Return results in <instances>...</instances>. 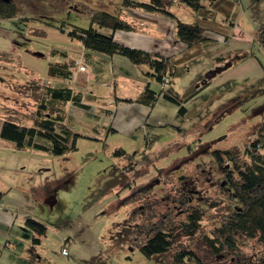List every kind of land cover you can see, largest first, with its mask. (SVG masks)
I'll return each mask as SVG.
<instances>
[{"label": "rangeland", "instance_id": "obj_1", "mask_svg": "<svg viewBox=\"0 0 264 264\" xmlns=\"http://www.w3.org/2000/svg\"><path fill=\"white\" fill-rule=\"evenodd\" d=\"M12 1L13 14L0 17V125L34 123L43 102L40 112L61 116L55 130L67 126L75 147L54 153L0 136V264H168L180 249L190 252L191 264H264L257 236L236 233L232 245L223 243L218 228L235 204L226 173L238 175L233 158L223 154L219 164L208 151L228 148L243 165L263 130L264 46L254 33L264 22V0H212L205 23L211 37L189 49L186 67L172 77L181 95L211 75L184 102L183 116L161 95L152 105L136 100L147 81L155 91L161 87L146 63L86 48L68 35L102 11L136 18L140 12L124 0ZM168 8L191 22L206 14L178 0ZM147 13L144 30L173 34L172 15L156 11L164 22ZM63 61L70 76L49 73L51 63ZM47 86L70 87L87 108L51 96ZM190 212L200 216L192 232ZM27 216L45 231L34 232ZM157 228L171 233L170 247L148 256L139 244Z\"/></svg>", "mask_w": 264, "mask_h": 264}, {"label": "trees", "instance_id": "obj_2", "mask_svg": "<svg viewBox=\"0 0 264 264\" xmlns=\"http://www.w3.org/2000/svg\"><path fill=\"white\" fill-rule=\"evenodd\" d=\"M128 4L141 6L145 9L161 11L170 14L174 17V32L175 36L184 41L187 46L198 43L208 37L205 32L209 26L203 21L191 22L185 21L173 14L168 6L174 0H124ZM182 1L194 10H200L204 7L203 1L211 2L212 0H178ZM15 5L12 0H0V17H9L13 14ZM208 18V17H206ZM228 23V22H227ZM231 24L232 21L229 20ZM107 26L111 30L115 28H130V23L118 14H112L107 11L100 12L99 15H94L87 27L74 26L67 30L71 37L79 39L86 48L105 52V53H120L127 56L135 63H146L150 70L148 73L153 75L161 82V87L158 91L149 87L146 83L143 89L139 92L136 100L147 105H152L157 95H162L165 99L172 101L177 105V111L184 115L187 111L184 101L207 84L211 78L208 73L204 81L197 84L189 85L188 88L180 95L171 84L172 77L179 74L186 64L182 63L185 57L175 58L169 55H163L158 52L150 51L136 46L122 44L113 38L112 32H101L95 25ZM217 26V25H216ZM218 27V26H217ZM219 29V27L217 28ZM254 39L264 46V22H261L256 32ZM65 55L66 53L63 52ZM177 60V61H176ZM49 73L54 75L59 73L62 76H70V68L65 61L51 63ZM168 76V82L162 85L163 76ZM215 75V74H214ZM46 92L53 97L60 96L70 99L74 104L87 108L88 104L81 101L78 92H74L70 87H55L47 86ZM44 103L39 104L40 108L36 109L37 119L32 124H19L10 119H3L0 125V136L8 138L18 147L33 146L37 148L47 149L54 153H62L68 148L75 147L74 136L68 143L71 135L70 129L64 127L57 131L55 130V122H61V116H53L45 111L41 113V107ZM55 109V108H54ZM224 112V111H223ZM44 114V115H43ZM259 131V135L254 138L248 149L246 150L248 162L239 165L236 158L231 154L230 149L224 148L222 151L219 148L208 149L217 163H221L223 154L227 158H233L235 170L238 177L228 171L226 176L229 179L228 186L231 196L235 200L232 211L224 218L222 225L218 228L220 233H225L223 243L226 245L233 244V235L238 233L245 236H257L264 243V123ZM117 153H124L122 148L116 150ZM224 181H222L223 183ZM1 195V192H0ZM199 214L190 212L188 215L189 227L188 232H192L198 225ZM24 222L36 233L40 234L45 231L46 225L37 219L27 216ZM171 233L157 228L150 232L144 241L139 244V247L146 255H155L166 252L171 243ZM34 241H38L39 237L32 236ZM190 252L185 249L175 251L168 264H191L187 255ZM197 261V260H196ZM199 263V261H197Z\"/></svg>", "mask_w": 264, "mask_h": 264}, {"label": "crops", "instance_id": "obj_3", "mask_svg": "<svg viewBox=\"0 0 264 264\" xmlns=\"http://www.w3.org/2000/svg\"><path fill=\"white\" fill-rule=\"evenodd\" d=\"M211 2L203 1L204 7L202 9L206 13L202 17V21L204 23H209L210 22V17L213 15V10H212L211 4H210ZM128 5H129V7H132V9H135V10L137 9V11L140 12L139 15L135 16L136 18L131 17L129 15L123 17V16H121L119 14L120 17L124 18L125 20H127L130 23L131 27L130 28H115L114 30H111V29L109 30V31L112 32L113 38L116 41H118V42H120L122 44L140 47V48L147 49V50H150V51L158 52V53L163 54V55H168V54H171V53H180L182 51L183 57H185V60H187L188 59L187 57L191 56V54H188L189 49L192 48V47L194 48V46H196L198 43L203 41L202 40V41H200L198 43H195V44H192L190 46H187V44L184 41H181L180 39H178L174 35L175 34V32H174V24H173V34L170 37H168V35L162 34L161 31L152 30V29L144 30L143 29V25L145 24V20H148V19H146V15H144V13L148 12L147 14H150L151 12H155L153 14H156V10L153 11V10L145 9V8H143L141 6H135V5H132V4H128ZM206 17H208V18H206ZM228 17H229L228 14H227V18H226V15H225V18H226L227 21H228ZM154 19H162V20H164V22L167 20V19L163 18L161 15H157V14L154 15ZM149 20H151V19H149ZM212 20L214 21L215 19H212ZM219 25H218V27H220ZM205 32L207 33V31H205ZM207 35H208V33H207ZM209 37H211L210 34L208 35L207 38H209ZM220 57L221 56H219L217 59L220 60L219 59ZM185 60H183V62ZM80 64H82V63H80ZM84 68H85V66H84ZM97 69L100 70L101 68L97 67ZM147 73H148V71H147ZM71 74H72V72L70 73V75ZM225 82L228 85V84H230L229 82H231V79H228ZM235 82L236 81H234V80L232 81V83H235ZM146 83H148V81ZM148 85H149V83H148ZM204 86H202V87H204ZM196 92H198V90ZM194 94H192V96ZM158 96L159 95H157L156 98ZM192 96L188 97L186 100H188ZM162 98H164V97L162 96ZM123 99H128V98L126 97V98H123Z\"/></svg>", "mask_w": 264, "mask_h": 264}, {"label": "built area", "instance_id": "obj_4", "mask_svg": "<svg viewBox=\"0 0 264 264\" xmlns=\"http://www.w3.org/2000/svg\"><path fill=\"white\" fill-rule=\"evenodd\" d=\"M79 68H84V66L82 64H79ZM168 79H169L168 76L164 75L162 80V85H165L168 82ZM61 252L63 253L66 252L64 247L61 248Z\"/></svg>", "mask_w": 264, "mask_h": 264}, {"label": "water", "instance_id": "obj_5", "mask_svg": "<svg viewBox=\"0 0 264 264\" xmlns=\"http://www.w3.org/2000/svg\"><path fill=\"white\" fill-rule=\"evenodd\" d=\"M230 64V62H227L226 64H223V66H221V67H219V68H217V69H215V70H220L221 68H223V67H225V66H227V65H229ZM54 200V197H53V194H51V198L50 199H46V201L50 204L52 201Z\"/></svg>", "mask_w": 264, "mask_h": 264}, {"label": "flooded vegetation", "instance_id": "obj_6", "mask_svg": "<svg viewBox=\"0 0 264 264\" xmlns=\"http://www.w3.org/2000/svg\"><path fill=\"white\" fill-rule=\"evenodd\" d=\"M52 193H50V195H51Z\"/></svg>", "mask_w": 264, "mask_h": 264}]
</instances>
